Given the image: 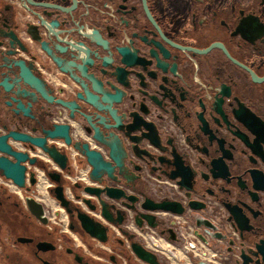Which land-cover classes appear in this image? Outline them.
<instances>
[{
	"label": "flooded vegetation",
	"instance_id": "obj_1",
	"mask_svg": "<svg viewBox=\"0 0 264 264\" xmlns=\"http://www.w3.org/2000/svg\"><path fill=\"white\" fill-rule=\"evenodd\" d=\"M55 123L105 160L111 143L118 165L88 172L95 185L51 181L38 157V182L0 174V264H264V0H0V137L18 149L13 133ZM34 196L67 230L27 208Z\"/></svg>",
	"mask_w": 264,
	"mask_h": 264
},
{
	"label": "water",
	"instance_id": "obj_2",
	"mask_svg": "<svg viewBox=\"0 0 264 264\" xmlns=\"http://www.w3.org/2000/svg\"><path fill=\"white\" fill-rule=\"evenodd\" d=\"M9 69L14 68L17 73V77L23 83L28 85H32V88L38 93L41 94L44 98L50 101L52 98L46 94V91L37 83L36 80H33L29 75L24 74L22 67L19 64L13 63ZM30 85V86H31ZM89 102H93V100L88 95L86 98ZM58 102H62L58 100ZM64 103V102H62ZM66 104V103H64ZM67 105V104H66ZM71 109L73 104L68 105ZM89 119V117H88ZM13 142L22 143L24 148H29L31 150H35L39 148L43 153L47 154L61 169H65L67 167V155L60 151L55 145H49L48 139H62L66 144L72 143V138L70 135L69 125L66 123H55L48 130H43L42 135H28L25 133H13ZM94 138L99 141H102L100 136H98L97 132L94 134ZM105 145L109 148V158L110 160H105L101 153L95 149L89 147L87 142H82L80 140H75L73 142V146L79 150L84 156L86 162L90 166L89 176L91 179L96 181H101V177L106 175L108 178L111 177V166L110 161L116 163L118 165V158L114 156V146L111 143L104 142ZM29 146V147H28ZM37 162L36 156H29L27 151H22L17 148H14L13 145L7 144L4 140V137H0V174L7 180L13 182L17 187L24 188L26 181V171L27 164L30 166L35 165ZM27 163V164H26ZM41 171H43L41 169ZM44 173V171H43ZM46 176L50 178L51 181L59 182L60 181V173L58 172H47ZM38 181V174L35 168L29 172L28 182L34 183ZM79 186V185H76ZM54 198L58 201L59 205L64 207L65 210L69 213L71 212V208L69 206V200L65 197L63 193V187L58 185L54 187ZM84 191L89 194H94L100 197L101 193H105L108 196L112 197H120L118 190L113 187L106 186L104 188H97L86 186L84 187ZM87 203H90L89 199H85ZM102 202V210L103 214L110 219V211L108 209V204L101 200ZM27 208L36 215L38 219L45 222L44 212L45 205L39 202L36 199V196L26 199ZM93 208V205H91ZM76 217L80 222L81 227L84 229L86 233L90 236L96 237L101 241H105V228L98 222H95L87 216L86 214L78 211L76 209ZM120 222V219H119ZM72 227V226H71ZM134 245V244H133Z\"/></svg>",
	"mask_w": 264,
	"mask_h": 264
},
{
	"label": "built area",
	"instance_id": "obj_3",
	"mask_svg": "<svg viewBox=\"0 0 264 264\" xmlns=\"http://www.w3.org/2000/svg\"><path fill=\"white\" fill-rule=\"evenodd\" d=\"M20 143H17L18 149L22 151H27L29 153V156H36L39 159L43 160L44 163L48 165L49 168L61 173L64 175L70 182H84L85 184L88 185H95L94 181H92L89 176V165L86 164L85 168H80L77 164V159L78 158H83L84 155H82L78 150L73 148L72 146L68 145L65 143L64 140L62 139H48V144L49 145H55L60 151L64 152L68 156V162L70 168L74 171L73 174L65 173L63 169H61L47 154L43 153L39 148H36L34 151L29 149V148H24L23 146L19 145ZM27 164V163H26ZM30 165L27 164V170L30 169ZM36 170H39V168L34 167ZM29 172L26 171V177L28 179ZM3 178V177H2ZM2 182H11L10 180H2ZM66 194L70 200H73L74 202H77L81 205V207L90 214H94L99 216L100 214H95L92 210L88 209V207L81 201V200H75V198L72 196L69 188L66 189ZM59 209V214L57 216L55 215L53 210L45 209L46 215L48 214V218L50 219V223H55L58 224L62 227V229L67 230V225L65 221V215L64 211L61 208ZM50 212V213H49ZM55 219H58L56 221ZM104 222V221H103Z\"/></svg>",
	"mask_w": 264,
	"mask_h": 264
},
{
	"label": "rangeland",
	"instance_id": "obj_4",
	"mask_svg": "<svg viewBox=\"0 0 264 264\" xmlns=\"http://www.w3.org/2000/svg\"><path fill=\"white\" fill-rule=\"evenodd\" d=\"M65 182L63 179H62V183ZM47 191H48V194L50 193L49 191V188H47ZM47 208V206H45ZM56 221H58V219H55Z\"/></svg>",
	"mask_w": 264,
	"mask_h": 264
},
{
	"label": "bare ground",
	"instance_id": "obj_5",
	"mask_svg": "<svg viewBox=\"0 0 264 264\" xmlns=\"http://www.w3.org/2000/svg\"><path fill=\"white\" fill-rule=\"evenodd\" d=\"M38 182V181H37Z\"/></svg>",
	"mask_w": 264,
	"mask_h": 264
}]
</instances>
